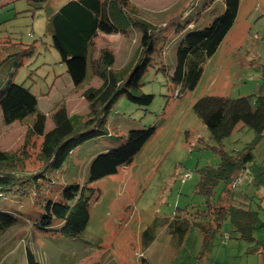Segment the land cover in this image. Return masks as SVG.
Returning a JSON list of instances; mask_svg holds the SVG:
<instances>
[{"label": "rangeland", "instance_id": "obj_1", "mask_svg": "<svg viewBox=\"0 0 264 264\" xmlns=\"http://www.w3.org/2000/svg\"><path fill=\"white\" fill-rule=\"evenodd\" d=\"M69 1L0 0V47L10 42L33 49L28 56L3 59L0 89L10 81L29 88L38 97L41 111L49 116L48 128L58 104L66 105L72 115L85 116L89 104L84 91L102 84L93 78L76 89L52 46L47 24L52 14ZM132 1L145 20L163 28L168 36L164 52L155 57L142 79L143 92L154 95V101L144 108L122 97L108 114L109 134L77 148L57 172L55 187L84 185L94 157L120 146L131 130L155 127V134L131 165L90 185L96 193L90 203V221L78 236L32 227L27 216L40 209L36 186L27 195L1 198L0 210L14 215L17 224L0 235V264H27L28 251L40 264H143L144 260L146 264H264V247L258 243L264 242V228L254 232L256 241H246L235 232L230 219L224 221L207 254H202L204 238L197 228H190L181 242L167 228L158 232L148 249L141 242L142 233L156 218L173 219L179 214L197 222L195 215L207 208L206 199L198 193L201 171L220 163L218 150L236 153L255 141V131L243 124L219 140L195 106L205 97H264V0H241L235 24L216 54L205 63L199 84L179 98L174 96L178 87L170 80L177 65L179 25L207 26L224 12V0ZM175 18L178 22L171 21ZM141 36L136 29L100 34L93 59L99 57L100 50L108 49L115 57L114 70L120 71L136 61ZM27 125H5L0 110V149L19 151L25 143ZM29 151L32 159L27 171L36 172L40 166L36 160L38 148ZM254 155V163L264 167V135ZM187 173L192 176L183 183ZM42 189L41 196L50 192ZM223 189V184L216 187L213 204L252 209L264 221V187H258L254 178L252 184L245 181L233 189V196H227ZM226 234L230 239L224 242Z\"/></svg>", "mask_w": 264, "mask_h": 264}, {"label": "trees", "instance_id": "obj_2", "mask_svg": "<svg viewBox=\"0 0 264 264\" xmlns=\"http://www.w3.org/2000/svg\"><path fill=\"white\" fill-rule=\"evenodd\" d=\"M42 1L46 3L50 0ZM224 4V12L203 28L179 25L182 29L177 33L181 36L177 46V65L170 78L178 87L174 90L176 98L197 87L205 63L216 54L233 28L241 0H224ZM132 29L142 34L137 59L132 65L120 71L114 70L115 57L108 49L100 50L99 57L93 59L95 42L100 34H120ZM47 32L76 89L83 88L86 81L89 84L93 78L99 79L102 84L84 91L83 96L89 104V112L85 116L72 115L66 105L58 104L52 112L50 128L49 116L41 111L38 97L29 88L10 81L0 89L4 124H28L25 143L19 151L0 149V199L5 195H27L36 186L40 209L27 216L32 227L53 234L78 236L87 229L90 221V203L96 194L90 185L131 165L153 137L156 128L133 129L123 138L120 146L94 157L84 185L72 183L55 187V176L70 161L77 148L109 134L108 114L122 97L144 108L153 103L154 95L145 94L142 90V79L154 64L155 57L164 52L168 36L163 28L145 20L131 0H71L52 14ZM7 44L0 47V65L3 59L25 57L33 51L19 44ZM195 109L219 140L228 137L240 124L254 130L256 139L236 153L218 150L220 163L208 166L200 173L198 193L206 199L207 208L195 215L198 221L189 220L187 216L181 218L179 214L173 219L156 218L142 233L141 242L145 250L155 242L158 232L165 228L176 234L179 242L190 228H197L204 238L202 254L211 251L213 239L227 219H230L235 232L250 242L256 241L254 232L264 228L258 211L212 203L219 184L224 185L223 193L227 196L234 195L232 183L245 168L252 170L254 183L264 187V167L254 163V150L264 135V97L254 100L249 97L238 100L205 97ZM30 148H38L36 160L40 166L36 172L27 171L28 161L32 159ZM43 187L50 191L45 196L40 195ZM16 224L14 215L0 210V235ZM261 245L264 247V242ZM27 264H40L31 251L27 252Z\"/></svg>", "mask_w": 264, "mask_h": 264}, {"label": "built area", "instance_id": "obj_3", "mask_svg": "<svg viewBox=\"0 0 264 264\" xmlns=\"http://www.w3.org/2000/svg\"><path fill=\"white\" fill-rule=\"evenodd\" d=\"M192 174L187 173L183 178L182 182L185 183L188 179H190ZM253 173L251 172L250 168H245L242 170V172L239 174V176L234 180L232 183V188L236 189L238 186L242 185L245 181L249 182L250 184L253 183ZM230 239V235L226 234L224 236V241H228ZM141 257L143 254L140 255Z\"/></svg>", "mask_w": 264, "mask_h": 264}, {"label": "crops", "instance_id": "obj_4", "mask_svg": "<svg viewBox=\"0 0 264 264\" xmlns=\"http://www.w3.org/2000/svg\"><path fill=\"white\" fill-rule=\"evenodd\" d=\"M132 1V0H131ZM133 2V1H132ZM134 3V2H133ZM224 7H225V4H224ZM105 35V34H104ZM222 45V44H221ZM251 172H252V170H251ZM249 183V182H248ZM250 184V183H249ZM261 218V217H260ZM263 221V220H262ZM223 240H224V238H223ZM224 242H227V241H224ZM258 243H262V242H258Z\"/></svg>", "mask_w": 264, "mask_h": 264}]
</instances>
